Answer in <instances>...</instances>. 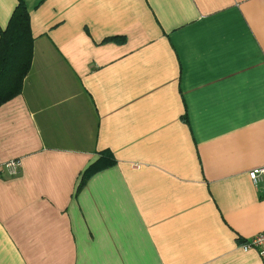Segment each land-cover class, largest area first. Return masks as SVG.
<instances>
[{
  "label": "crops",
  "instance_id": "crops-1",
  "mask_svg": "<svg viewBox=\"0 0 264 264\" xmlns=\"http://www.w3.org/2000/svg\"><path fill=\"white\" fill-rule=\"evenodd\" d=\"M19 2L0 264H264L239 246L264 230V0H0V32Z\"/></svg>",
  "mask_w": 264,
  "mask_h": 264
},
{
  "label": "trees",
  "instance_id": "trees-1",
  "mask_svg": "<svg viewBox=\"0 0 264 264\" xmlns=\"http://www.w3.org/2000/svg\"><path fill=\"white\" fill-rule=\"evenodd\" d=\"M12 13L6 28L0 32V105L20 94L24 76L31 66L32 38L29 35L28 13L21 2ZM98 163L89 165L80 174L78 186L85 183L92 171L109 164L105 159H100Z\"/></svg>",
  "mask_w": 264,
  "mask_h": 264
},
{
  "label": "built area",
  "instance_id": "built-area-1",
  "mask_svg": "<svg viewBox=\"0 0 264 264\" xmlns=\"http://www.w3.org/2000/svg\"><path fill=\"white\" fill-rule=\"evenodd\" d=\"M19 160L20 159L12 158L9 159V161L0 162V166L4 167L9 175L18 173L20 167ZM248 176L255 186L259 183L264 184V165L252 167V169L248 171ZM239 246L245 251L248 249H256L259 254H264V230L255 232L252 237L246 238Z\"/></svg>",
  "mask_w": 264,
  "mask_h": 264
}]
</instances>
